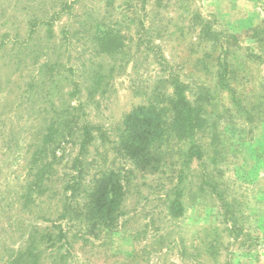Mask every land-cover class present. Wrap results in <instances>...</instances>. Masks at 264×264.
I'll return each mask as SVG.
<instances>
[{
  "label": "rangeland",
  "instance_id": "374dc122",
  "mask_svg": "<svg viewBox=\"0 0 264 264\" xmlns=\"http://www.w3.org/2000/svg\"><path fill=\"white\" fill-rule=\"evenodd\" d=\"M177 84L202 127L183 142L197 153L182 167L175 217L166 196L179 181V139L165 136L172 150L149 164L143 149L126 160L120 136L147 110L171 129ZM65 114L94 127L80 183L111 171L124 187L110 209L118 225L64 223L67 263L264 264V0H0V264L59 217L82 140L57 127ZM51 124L56 169L33 201V160Z\"/></svg>",
  "mask_w": 264,
  "mask_h": 264
},
{
  "label": "trees",
  "instance_id": "16d2710c",
  "mask_svg": "<svg viewBox=\"0 0 264 264\" xmlns=\"http://www.w3.org/2000/svg\"><path fill=\"white\" fill-rule=\"evenodd\" d=\"M70 108L75 111L74 109L77 107L70 105ZM172 108L175 116L171 121V129H163L161 121L153 114L155 112H151L150 110H147L144 114L135 112L127 119V128L122 132L120 138L123 141V150L127 151L125 154L128 156L126 160H134L138 156V150L142 151L143 149V152L148 154V157H151L149 164L153 162V159L156 160L154 158L155 154H160L163 150H172V146L170 145H166L164 149L162 146L163 140L171 136V132L179 139L177 144L181 143V146L180 148H176L180 151L177 160L181 166L178 175L179 181L166 196L169 211L172 215L178 217L183 211L181 196H183V192L186 190V178L181 176L184 174L185 169L182 167L186 168L187 164L191 162L193 155L197 153L195 147L183 150V142L191 140V136H194L196 130L200 129L199 127H202V125L197 120L198 114L194 112L191 102L178 84L173 91ZM78 110L83 113V110L79 108ZM81 118L78 116L73 119L72 114H65L63 117L59 116L57 118V121L60 122L57 124V127L64 124L65 129L69 131L71 136V132L77 130L82 136L80 142L81 152L73 161L74 167L69 179L64 180L65 186L61 194L62 208L59 217L45 230H39L36 225L33 228L34 230L31 231L24 248L14 253L6 264H47L45 258L48 252V257L52 258L53 261H57L54 264H69L66 260L72 257L70 255L72 253V246H69L70 248L67 246L68 235L65 232L64 223L70 226L75 225V223L77 224L76 221L79 220L81 224H83L82 221H86V229H92V232H96L98 230L102 231V229L105 231L112 227V224H105L106 222L104 220L118 222V215H112L110 209H118V205L123 199L124 187L122 184V176L110 171L109 174L104 175L101 173V175L97 176L95 178V186L90 181L83 185L80 183V176L84 168V163L81 164V154L85 153L87 155L89 153L87 149L93 144L95 139L94 127L89 124L87 118ZM55 129L56 127L53 124L48 126L46 134L43 136L42 142L36 150L33 167L31 169L32 179L27 187V199L31 198L35 201L38 197H41L45 186L52 181L58 158L56 154L57 148H52L57 132ZM64 137L69 136L61 135V139L64 140ZM135 166V170L139 171H144L146 168V166L143 169L138 165ZM107 182L110 188H108L104 196H101L100 186L102 183L106 184ZM173 194L176 195L172 197ZM106 212H108L107 215H103ZM113 234L110 232L106 236L108 237L106 240L110 241Z\"/></svg>",
  "mask_w": 264,
  "mask_h": 264
}]
</instances>
